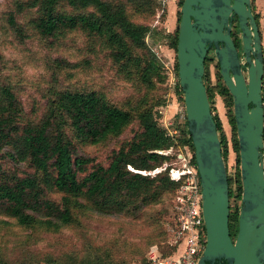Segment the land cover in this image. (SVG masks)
I'll list each match as a JSON object with an SVG mask.
<instances>
[{
	"label": "rangeland",
	"instance_id": "obj_1",
	"mask_svg": "<svg viewBox=\"0 0 264 264\" xmlns=\"http://www.w3.org/2000/svg\"><path fill=\"white\" fill-rule=\"evenodd\" d=\"M30 1L0 0V99L1 87L9 86L20 101L22 124L40 121L56 92L66 89L96 90L129 109L132 120L118 134L99 142L75 139L79 155L104 165L115 150L142 130L138 113L152 108L158 123L176 143L158 151L168 158L150 173L155 175L169 167L172 178L173 169L182 164L180 152L186 153L180 142L182 133L187 134L185 104L183 93L178 91L176 48L172 44L183 0H172L173 9L164 0H109L125 5L131 20L147 27L143 48L129 43L134 56L156 59L160 65L159 74L150 82L142 79L140 67L133 60L125 64L116 61L106 39L95 33L74 28L42 35L35 25L38 8L30 6ZM58 9L74 14L93 12L91 7L76 8L66 2H61ZM253 12L260 16L256 10ZM233 34L241 37L236 22ZM261 34L264 49V29ZM240 55L245 62L242 48ZM205 80L212 93L213 113L219 116L230 138L224 158L231 181L230 207L235 216L241 206L238 189L242 184L239 154L232 146L233 105L219 92L225 81L213 49L208 51ZM8 152L9 149L0 152V164L21 174L34 171L28 163L11 159ZM182 180H176L178 188L160 190L158 199L136 213L98 211L88 206L83 197H75L73 220L60 228L45 225L39 213L34 214L31 223L20 224L0 210V264H149L153 247L167 256L177 247L173 244V215ZM45 194L55 201L63 198L56 188L46 186Z\"/></svg>",
	"mask_w": 264,
	"mask_h": 264
},
{
	"label": "trees",
	"instance_id": "obj_2",
	"mask_svg": "<svg viewBox=\"0 0 264 264\" xmlns=\"http://www.w3.org/2000/svg\"><path fill=\"white\" fill-rule=\"evenodd\" d=\"M61 2L76 8L91 7L93 12L74 14L60 11ZM29 5L38 8L35 25L42 35L50 36L61 29L82 28L104 37L116 61L125 64L133 60L140 67L143 80L150 82L154 75L159 74L160 65L156 59L133 55L132 45L145 46L147 27L132 21L122 3L109 0H31ZM253 5L254 0L252 8ZM254 14L260 27L259 16ZM234 22L240 30L236 15ZM178 32L177 27L172 41L175 48ZM233 37L241 48V38L234 34ZM176 65L178 69V63ZM207 89L211 101V89L208 86ZM219 90L229 105H233L226 83L223 82ZM178 91L183 93L179 81ZM1 94L0 152L9 149L11 159L28 163L34 169L21 174L17 169L0 164V210L18 223L29 224L35 220L34 214L39 213L47 226L60 228L68 225L74 217L72 199L75 197H83L88 206L98 211L136 213L158 199L160 190L178 188L180 183L170 177L169 167L155 175L142 172L152 171L161 165L168 157L158 151L176 143L175 138L158 123L152 108H144L138 113L142 130L115 150L107 165L93 164L91 158L78 154L75 139L99 142L118 134L132 120L133 114L129 109L111 102L96 90L66 89L56 92L40 121L22 124L19 120L21 104L16 94L6 85L1 87ZM214 117L225 155L230 138L223 131L219 116L214 114ZM230 122L233 126L232 146L239 154L234 115ZM186 133H182L180 142L194 151L189 131ZM192 162L195 164L194 155ZM229 184L231 196L230 178ZM46 186L62 192V201L48 198ZM241 194L242 185L238 189V195ZM238 221V213L234 216L231 212L229 226L233 237L238 231Z\"/></svg>",
	"mask_w": 264,
	"mask_h": 264
},
{
	"label": "water",
	"instance_id": "obj_3",
	"mask_svg": "<svg viewBox=\"0 0 264 264\" xmlns=\"http://www.w3.org/2000/svg\"><path fill=\"white\" fill-rule=\"evenodd\" d=\"M235 15L245 62L233 37ZM178 28V80L207 233L198 264H264V49L252 0H183ZM210 49L233 99L242 184L235 238L228 170L205 80Z\"/></svg>",
	"mask_w": 264,
	"mask_h": 264
},
{
	"label": "built area",
	"instance_id": "obj_4",
	"mask_svg": "<svg viewBox=\"0 0 264 264\" xmlns=\"http://www.w3.org/2000/svg\"><path fill=\"white\" fill-rule=\"evenodd\" d=\"M191 158L188 154L180 152L181 167L173 169L172 173L173 179H183L174 207L175 226L172 231L176 250L162 256L157 248L153 247L149 255V264H198L205 249L207 233L202 207V187L196 164L190 163Z\"/></svg>",
	"mask_w": 264,
	"mask_h": 264
},
{
	"label": "crops",
	"instance_id": "obj_5",
	"mask_svg": "<svg viewBox=\"0 0 264 264\" xmlns=\"http://www.w3.org/2000/svg\"><path fill=\"white\" fill-rule=\"evenodd\" d=\"M169 4L172 6L171 9H173L174 6H173V3H172V0H169ZM253 9L256 10V12H258L259 15H260L259 16V21H260V31H261L262 29H264V0H254ZM170 18H171V21H173L172 20V14L170 15ZM184 146H186L185 147L186 154H188V156H190V158H191V155L193 156L192 150L191 151L189 150L188 145H184ZM190 161H191L190 163H192V158H191Z\"/></svg>",
	"mask_w": 264,
	"mask_h": 264
},
{
	"label": "bare ground",
	"instance_id": "obj_6",
	"mask_svg": "<svg viewBox=\"0 0 264 264\" xmlns=\"http://www.w3.org/2000/svg\"><path fill=\"white\" fill-rule=\"evenodd\" d=\"M174 172H175V174H177L176 171H174Z\"/></svg>",
	"mask_w": 264,
	"mask_h": 264
}]
</instances>
